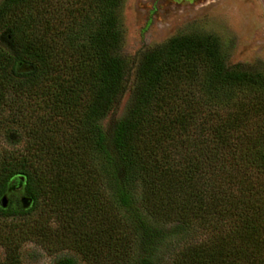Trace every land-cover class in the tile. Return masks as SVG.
Masks as SVG:
<instances>
[{"label": "trees", "instance_id": "1", "mask_svg": "<svg viewBox=\"0 0 264 264\" xmlns=\"http://www.w3.org/2000/svg\"><path fill=\"white\" fill-rule=\"evenodd\" d=\"M121 3L0 1V137L21 142L0 153V199L18 193L0 264L26 241L85 264H264V73L227 67L212 35L171 37L107 135Z\"/></svg>", "mask_w": 264, "mask_h": 264}, {"label": "rangeland", "instance_id": "2", "mask_svg": "<svg viewBox=\"0 0 264 264\" xmlns=\"http://www.w3.org/2000/svg\"><path fill=\"white\" fill-rule=\"evenodd\" d=\"M118 16L122 39L117 52L124 62L125 79L121 93L100 120L107 135L126 112L142 57L171 37L212 35L218 39L227 67L239 65L264 73V0H122ZM11 138L0 137V153L21 147V142ZM17 198L18 193L11 192L7 203ZM8 220L16 218L10 216ZM18 252L23 264H54L64 255L74 257L76 264H85L74 249L66 246L47 251L26 241ZM4 253L0 246V259Z\"/></svg>", "mask_w": 264, "mask_h": 264}, {"label": "water", "instance_id": "3", "mask_svg": "<svg viewBox=\"0 0 264 264\" xmlns=\"http://www.w3.org/2000/svg\"><path fill=\"white\" fill-rule=\"evenodd\" d=\"M0 204H1L2 206H6V204H7V197H6V195H4V196L0 199Z\"/></svg>", "mask_w": 264, "mask_h": 264}, {"label": "clouds", "instance_id": "4", "mask_svg": "<svg viewBox=\"0 0 264 264\" xmlns=\"http://www.w3.org/2000/svg\"><path fill=\"white\" fill-rule=\"evenodd\" d=\"M50 226L53 228L58 227V225H56L54 222H52Z\"/></svg>", "mask_w": 264, "mask_h": 264}]
</instances>
